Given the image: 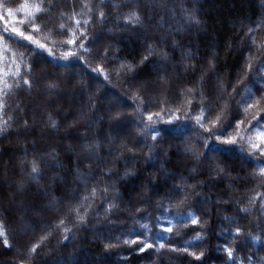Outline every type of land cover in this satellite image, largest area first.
<instances>
[{"label":"snow or ice","instance_id":"1","mask_svg":"<svg viewBox=\"0 0 264 264\" xmlns=\"http://www.w3.org/2000/svg\"><path fill=\"white\" fill-rule=\"evenodd\" d=\"M52 7L55 5H46L43 2L34 5L28 3L20 5V9L28 18L27 24L31 28V33L35 35L26 34V31L15 26L11 27L9 31L7 23H5L3 33H0V142L8 141L10 144L9 151L0 147V160L8 157V162L4 163L3 169L0 171V176H2L0 179V211L9 218L8 222L16 220L17 223L23 224L33 214L42 213L45 208L53 206L59 210L60 205L63 204L66 210L65 215L59 218V224L55 227L59 228L61 225H65L67 221L71 227H63L61 235L64 241H70L74 237H70L69 233L79 231L88 224L85 203L90 207L96 200L101 203L107 202V207L104 209L106 219L112 216L113 209L120 210L121 204L118 202L120 192L117 188V182H126L137 172L132 165L127 163L124 165L122 175L118 171H113L117 168L118 162L121 159L136 160L143 158L146 164L154 167V162L168 155L170 147V145L165 146L168 142L164 141L162 137L160 140L157 139L160 132L155 124L163 121L172 125L174 121L180 120V116L176 115V112H183L185 121L190 119L194 121V124L192 135L182 139L181 143L176 146L177 151L182 154L177 162L176 170L174 172L167 171L163 163L160 169H154L159 172V178H148L147 184H141L140 199L136 203L142 205L153 198L156 199L157 213L153 216L154 227L164 233H172L174 227H188L189 221L191 225L203 229L210 217L201 218L197 216L192 211L193 206L190 205V201L193 197H200L202 198L201 203H209L211 197L204 194L206 185L213 181H223L230 176V169L227 164L223 166L210 164L205 169V162L209 160L208 153L222 151L221 146L236 145L237 143L243 145L247 141L251 149L259 150L260 155L264 156V148L253 142L252 137L248 135L253 129H257L258 139L264 142V117L259 116L258 112L253 113L251 118L248 116L250 109L255 108L259 111L264 108V59L255 69L254 75L250 78V83L245 85L244 92L237 93L240 98L235 100V104H233L231 100L235 98L231 94L236 91L235 87L226 84L216 75V61L219 54L217 52L211 53L200 69H197L196 63L193 62L195 56H192L189 63L184 65V72L187 74L191 69L193 73L199 72V75L194 76L195 82H190V87L182 88L176 94L177 100H182V102L173 111L172 108L166 106L167 94L173 90L169 89L166 93L161 88L158 94L165 96V99L161 101L164 106L160 108L159 112L149 113L146 117L147 123H144L143 119L140 121L128 120V114L122 110L121 100L118 96H114L111 100L107 97L97 98L95 93L88 90L90 84L73 83L71 80L67 82V87L71 91L66 96L60 95L59 85L56 82L49 81L45 84L46 107L44 109L39 108V101L36 99H33L29 105L21 106L17 99L19 94L25 91L29 96H32L34 91L32 71L35 62L25 63L26 56L39 57L45 63L48 61L43 53H47V57L64 61L73 57L85 66H88L93 58L104 61L109 59V51H111L112 45L106 46L104 51L97 54L96 57L92 56V49L101 41L105 28L109 30H131L137 39L144 43V54L139 55L138 60L133 58L131 61H121L115 69L117 79L123 80L127 85L124 90L125 93L136 104L134 111L141 116L146 110L144 105L147 102H152L153 98L149 92L156 90L150 89L148 81L141 78L138 69L146 68L149 62L156 65L157 63L163 64L170 59L167 51L164 50L161 52L159 61H150V57L156 54L160 41H166L167 37L157 39L145 30L149 26V21L152 20L153 12L156 9L166 8L175 19V6L169 8L167 4H158L155 0H121L120 3L110 7L126 9V11H116L114 22L109 24V14L102 10L104 7H109L104 0H98V3H93L92 0H87V2L81 0L79 10L73 4V10L70 13L60 12V16H67L72 22L61 23L57 35L64 38L59 43H54L52 47H47L37 37L46 27L41 23L46 10H51ZM181 12L188 13L190 9L182 7ZM13 16V9L8 8L7 19H12ZM0 20H5L3 14H0ZM18 23L23 24L24 21H18ZM192 24H196L197 31H199L201 21L197 17H188L186 26L190 27ZM90 25L93 29L100 25V34L92 35L89 31ZM157 26L162 27V25ZM260 26H264V22L257 27ZM53 31L49 29V36L52 35ZM255 32L256 28H249L248 33H246L252 45H256ZM6 40L16 44L18 48H22L24 51H12L10 58L6 60L5 57L9 56L10 51V45L6 43ZM152 40H157L156 46L150 42ZM22 41H27V45L23 44ZM28 45L33 47H28ZM64 45L69 47L64 49ZM73 45L75 47H72ZM172 46L176 47L177 42L172 41ZM57 47L61 48L59 57L55 56ZM183 47L187 46H182V57L189 60V56L184 53ZM119 50L117 47L116 51ZM247 51L248 55L243 65L245 77H248V73L253 69V54L251 50ZM256 55L264 57V41L256 48ZM116 59L119 58L116 57ZM63 66L67 67L68 65ZM22 68L25 71L22 72ZM154 70L160 71L159 68ZM92 71H100V74L104 75L101 64L93 67ZM213 75H216L214 83L212 82ZM240 76L241 73H237V83L240 82ZM104 79L109 80V76L104 75ZM158 81L163 85L166 83V77L158 76ZM257 84H259V88H256ZM253 88H256V92L261 93L259 98H256V92L253 91ZM76 90L80 92L79 96L75 94ZM35 95L38 97L41 92L36 90ZM56 98L59 100L67 99L70 106H78L79 114L74 117H65L63 122L56 119L55 116L62 111L61 106L55 102ZM194 100L198 101L201 107L195 108ZM105 101L107 102L105 103ZM210 101H215L214 108L209 103ZM205 104H207V110L204 107ZM13 112L17 115L14 116ZM29 113H31L30 117ZM162 113H167V119ZM154 116L157 118L156 121L153 119ZM253 120H255V124H252ZM17 121L20 123L18 124ZM133 122L137 129L138 138L136 139H133L131 132L128 131V127ZM94 124L99 127L92 133L90 129L93 128ZM182 126L183 124L179 125V127ZM62 127L64 131L60 139L66 140L67 143H63L61 147L52 150L37 149V139L45 140L46 138L40 133H60ZM229 129L232 131L229 132ZM29 144L31 148L28 147ZM30 151L31 160L28 159ZM44 156H47L48 160H44ZM61 156L65 158L66 163L61 160ZM108 157H111L110 161L107 159ZM14 159L17 162L13 169L10 167V162ZM185 160L192 161L187 168L184 164ZM185 170L187 175H185ZM10 171L12 172L11 177L9 176ZM59 172H62L59 177L53 174ZM46 174L48 179L45 181ZM103 179L112 182L104 183L101 186ZM236 179L238 178H233L229 183L234 184ZM250 179L256 182L257 187L264 186V166L260 167L258 173L253 172ZM42 181L44 183H41ZM81 184L88 192L87 195H80L79 185ZM89 184H91L90 188ZM58 189L63 200L56 195ZM110 190L111 195H109ZM29 197H31L30 200ZM77 197H79L80 202L74 204L73 201ZM257 198L262 201L260 207L264 210V195L260 193L248 197V204L254 205ZM45 200L48 201L47 205H42L41 202ZM3 201H7V206L4 205ZM228 202L222 198L216 201L217 204ZM82 209H84L83 215H81ZM135 211L139 213L141 207L135 206ZM196 211H200V209L197 208ZM236 211L244 213L246 216L251 214V208L247 206L237 207ZM260 219L264 221V211H262ZM224 220L229 224L236 225L235 228L226 230L227 238L232 241V244H226L222 248L226 254L224 264H264V255L260 254L264 253V224L257 222L255 229L245 233L235 218L225 216ZM8 222L5 218L0 217V264H33L39 255L37 249L40 248V244H23L19 248L15 247ZM136 222L139 223V220ZM33 225L39 227L35 220H33ZM48 227L52 226L49 225ZM140 227L144 230L143 232L137 233L135 239H125L123 243L125 245L137 244L138 247L134 251L143 253L161 241V237L155 236L147 224H140ZM254 232L256 234H253ZM149 233L151 236L148 235ZM49 235H51L50 232L41 236V241L48 239ZM141 236H144V239H141ZM241 237H243L245 246L253 248L252 251L245 252L243 257L236 254ZM195 239L203 241V232L197 231ZM149 240L152 242H148ZM113 247H116L113 243L105 244L106 251ZM190 247L191 243L182 248L172 247L171 251L187 253L196 261H202L205 252L203 250L199 253L191 252L189 251ZM164 248L165 244L159 242L156 250L159 252ZM11 253H15V255L12 256ZM64 264H70V262L64 261Z\"/></svg>","mask_w":264,"mask_h":264},{"label":"trees","instance_id":"2","mask_svg":"<svg viewBox=\"0 0 264 264\" xmlns=\"http://www.w3.org/2000/svg\"><path fill=\"white\" fill-rule=\"evenodd\" d=\"M41 2L46 5H55V7H52L51 10H46L44 19L41 21L46 27L43 28L40 36L37 38H39L42 43H45L47 47H52L54 43H59V41L64 38L57 35L59 25L61 23L67 24L72 22L67 16L61 17L60 12L64 11L65 13H70L73 10V4H75L77 10H79L81 0H0V14L5 16V20H0V33H3L5 23H7L9 31L11 30V27L15 26L26 31V34H33L31 33V28L27 24L28 18L24 15L23 10L20 9V5L22 3L34 5ZM84 2H87V0H84ZM92 2L98 3V0H92ZM104 2L109 5V7H104L102 9L109 14V24L114 22L116 11H126V9H114L110 7L113 4L120 3L121 0H104ZM155 2L158 4H167L169 8L175 6V19H173L172 13L167 11L166 8L154 10L153 18L150 20L152 26H148L145 31L148 33H155L157 39L167 37V40L160 41L157 47V52L150 57V61H159L161 52L164 50L167 51L170 59L163 64L157 63L156 65H153L149 62L146 68L138 69L141 78L148 81V84L156 81V86L160 89L164 86L167 87L170 84H173L174 87L171 88L173 91H171V95L167 96L166 106L175 111L176 106L182 102V100H177L176 94L182 88L190 87L191 83L195 82L194 76L199 75V72L193 73L191 69L185 74L184 65L189 63L192 56H195V61L193 62L196 63L197 69H200L210 54L217 52L219 55L216 61V75H218L226 84H231L235 87L236 91L231 94L232 97L235 98L232 99L231 102L235 104V100L240 98L237 93L244 92L245 85L250 83V78L254 75L255 69L259 67L261 60L264 59V57L256 55V48L262 41H264V26L257 27L264 22V7L260 5L264 0H155ZM182 7L190 9V12H181ZM8 8L13 9L14 16L12 19H7ZM189 16H195L201 21L199 31H197L196 24H192L190 27L186 26ZM18 21H24V23L20 24ZM120 23H122V21H120ZM157 25H162V27H158ZM100 27V25H97L93 29L90 25L89 31L92 35H99ZM249 28H256V45H252L249 36L246 35ZM49 29L54 30L51 36H49ZM45 37H47V39H45ZM121 37L123 38L122 40ZM172 41L177 42L176 47L172 46ZM150 42L154 46L157 45V40H152ZM6 43L10 45L9 56L5 57L6 60L10 58L12 51H24V49L18 48V46L11 41L6 40ZM22 43L27 45V41H22ZM108 45H112V49L109 51V59L100 61L93 58L88 66H85L73 57L64 61L47 57V53H43V56L46 57L48 61L45 63L39 57L26 56L25 63H28L29 61L35 62L32 71L33 90L39 80L42 81V79L43 82H56L59 85V88H63L61 86V81L57 78H52L48 72L55 71L70 75L72 73L75 74V70H82L88 76L87 81H84L83 83L90 84L88 90L95 93L97 98L107 97V99L110 100L112 96H118L126 107L124 112L128 114V120L140 121L143 119L144 123H147V115L149 113L159 112L160 108L164 106L161 104V101L165 99V96L162 95V99L157 100L154 103L147 102L144 105V109L146 110L143 111L141 116V114L134 111L136 104L133 103L124 91L127 85L123 80L117 79L115 74V69L119 66L121 61H131L133 58L138 60L139 55L144 54V43L143 41L138 40L131 30H109L108 28H105L101 41L92 49V56L96 57L97 54L103 52ZM182 46H187L183 47V51L189 56V60L183 59ZM28 47L33 46L28 45ZM68 47V45L63 46L64 49H67ZM72 47L75 46L73 45ZM117 47L120 49L119 51H116ZM189 48L191 49L190 52ZM247 50H251L253 54V69L248 73V77H245L243 75V65L245 64L248 55ZM60 51L61 48L59 47L55 49L56 57H59ZM116 57L119 59H116ZM97 64L103 66L104 75H108L109 80H105L104 75H101L100 71H92V68L96 67ZM63 65L68 66L65 67ZM155 68H159L160 71H155ZM21 70L22 72L25 71L24 68ZM42 70L46 71L47 77L41 75L40 72ZM237 73H241L239 83H237ZM216 75H213V83L216 80ZM158 76L166 77V83L161 85L158 81ZM91 81L98 82L108 93L106 95H99L94 90L95 84ZM256 88H259V84L256 85ZM256 88H253L254 92H256ZM150 89L152 88L150 87ZM229 91H231V88H229ZM151 92L152 91L149 92L150 96L156 94ZM260 95V92H256V98H259ZM17 99L21 106L29 105L33 101V97L29 96L25 91H22ZM38 101L39 108L44 109L46 107L45 100L41 98L40 100L38 99ZM55 102L62 108L59 115L55 116L56 119L63 122L65 117H74L79 114V107L70 106L67 99L59 100L56 98ZM106 102L107 101H105V103ZM209 103L212 104L213 108L215 107V101H210ZM193 105L197 109L201 107V104L195 100L193 101ZM13 107H15V105H13ZM204 107L207 110V104H205ZM256 112H258L259 116L264 117V108L259 111L254 108L249 110V118H251V115ZM12 114L14 116L17 115L15 112ZM28 115L30 117L31 113ZM162 115L167 119V113H162ZM176 115L180 116V120L174 121L172 125L163 121L155 124V127L159 129L160 132L157 139L160 140L162 137L164 141L168 142L165 146L168 147L170 145L167 156L161 157L159 162L156 161L157 163L154 164V167L146 164L143 158H138L136 160L121 159L117 164V168L113 170L120 172L122 175L124 165L127 163L132 165L137 172L136 175L128 178L126 182H117V188L120 192V199L118 201L121 204L120 210L113 209L112 216L109 219H106L104 209L107 207V202L101 203L99 200H96L90 207L85 203L84 207L87 209L88 224L79 231L69 233L70 237H74L70 239V241H64L61 235V229L63 227H71L67 221L65 222V225H61L59 228L55 227L59 224V218L65 215L66 210L64 207L60 208L57 212L36 213L29 219H26L22 225L31 228L34 227V229H36V234L28 238L15 232L16 227L21 223H17L16 220L8 222L9 218L0 211V217L5 218L6 222H8V228L11 232L15 247L23 244L39 243L40 248L37 249L39 255L35 258L33 264H51L54 261L64 263V261H71L72 259L77 258L78 255L83 259L81 264H224L226 261V254L223 252L222 248L226 244H232V241L227 238L228 233L226 230L228 228L236 227V225L229 224L225 221L224 217L227 216L238 220L239 227L245 233L255 229L257 222L264 224V221L260 219L261 213L264 211L260 207L262 201L257 198L254 205H249L247 200L248 197L256 195V193L264 195V186L257 187L256 182H253L250 179L253 172L258 173L260 167L264 166V156L260 155L259 150L251 149L247 141H245L243 145L237 143L236 145L221 146L222 151L218 152L219 160L213 162H209V160L206 161L205 169H207L210 164L221 166L227 164L230 169V176L232 178L239 177V180L234 184L229 183V181L225 179L223 181H213L211 184L206 185L204 188V194L205 196L211 197L210 202L207 204L201 203L200 201L202 198L200 197H193L190 201V205L193 206L192 211H194L197 216L201 218L210 217L208 223L203 229L199 226L191 225L189 221L188 227H174L172 233H164L154 227L155 221L153 216L157 213L156 199L153 198L142 205H137L136 202L140 199L139 192L141 184H147L148 178H159V172L154 169H160L161 164L163 163L167 171L174 172L176 170V165L181 158V155L177 151V147L174 149L173 145L177 146L181 143L182 139L191 136L194 124V121L190 119L185 121L183 112H176ZM153 119L156 121L157 118L154 116ZM17 123L19 124L20 122L17 121ZM181 124H183V126L179 127ZM252 124H255V120L252 121ZM98 127V125L94 124L93 128L90 129V132L94 133ZM242 127H245V125H242ZM63 131L64 129L62 127L60 133H40L46 138L45 140L37 139V149L52 150L61 147L63 143H67L66 140L62 141L60 139ZM231 131L232 130L229 129V132ZM136 133L137 131L131 132L133 139L138 138ZM248 135L252 137L253 142L261 148H264V142L258 139L257 129H253ZM0 147L5 151L10 150V144L8 141L0 142ZM28 147L31 148V145L29 144ZM241 148H243V150H241ZM249 153H251V155H249ZM210 154L211 152L208 153V156H210ZM101 155H103V153H101ZM31 158L30 151L28 159L31 160ZM43 158L44 160H48L47 156H44ZM107 159L110 161L111 157H108ZM61 160H64L66 163L63 156H61ZM6 162H8V157H4L3 160H0V171H2L3 165ZM16 162V159L12 160L10 162V167L14 169ZM191 163L192 161L189 160L184 161L186 168ZM53 174L59 177L62 175V172ZM185 175H187L186 170ZM9 176H12L11 171L9 172ZM45 178L46 181L48 179L47 174L45 175ZM204 178L206 179V176ZM0 179H2V176H0ZM111 182L112 181L103 179L101 180V186H103L104 183ZM41 183H44V181ZM90 187L91 184H89V188ZM232 189L234 192H232ZM79 190L81 196L88 194L82 184L79 185ZM56 195L63 200L59 189L57 190ZM109 195H111V190ZM221 198L229 202L217 204L216 201ZM30 199L31 197H29V200ZM79 202V197L73 201L74 204ZM3 203L7 206V201H3ZM41 203L42 205H46L48 201L45 200ZM64 203H67V201H64ZM135 206L141 207L139 213L135 211ZM246 206L251 208L250 215L246 216L244 213H238L236 211L237 207ZM197 208L200 209V211H196ZM83 214L84 209L81 210V215ZM97 214H99L98 218ZM33 220L38 222L39 227L33 225ZM137 220H139V223L136 222ZM140 224H147L149 228L152 229V233H155V236L161 237V241L159 242H163L165 248L157 252L156 249L159 243L157 242L153 248L147 249L143 253H139L134 251L138 247L137 244L125 245L123 243L125 239H135L137 233L144 231L140 227ZM49 225L52 227H48ZM99 225V233H107L108 236L105 238L101 237L99 238L100 240H97L93 238V233L90 232V230L88 231V229L99 227ZM43 226H47L48 230L38 232ZM13 229L14 231H12ZM197 231L203 232V241L195 239V233ZM256 231L259 230L256 229ZM49 232L51 235L48 236V239L41 241V236L46 235ZM253 234H256V232ZM148 235L151 236V233ZM140 238L144 239V236H141ZM148 242L152 241L149 240ZM108 243H113L116 247L110 248L106 251L105 244ZM189 243H191L189 251L199 253L203 250L205 252V257L202 261H196L194 257L187 255V253L171 251L172 247L182 248ZM252 250V247L244 245L243 237H241L236 254L243 257L245 252ZM260 254L264 255V253ZM11 255L14 256L15 253H11ZM96 258L102 259L101 262L96 263Z\"/></svg>","mask_w":264,"mask_h":264},{"label":"rangeland","instance_id":"3","mask_svg":"<svg viewBox=\"0 0 264 264\" xmlns=\"http://www.w3.org/2000/svg\"><path fill=\"white\" fill-rule=\"evenodd\" d=\"M260 5L262 6V7H264V2H261L260 3ZM62 17V16H61ZM64 17V16H63ZM61 19V18H60ZM149 23H150V27L152 26V23L149 21ZM147 32V31H146ZM148 33V32H147ZM149 35H152V36H155L156 38H157V36H156V34L155 33H148ZM41 75L42 76H45V77H47L46 76V71H44V70H42L41 72ZM48 74L53 78H57V79H59L60 81H61V86L64 88V90H63V88L61 89V87L60 88H58V91H59V93H60V95H62V96H66L67 95V93L69 92V91H71L70 89H68V87H67V82L69 81V80H71V81H73V83H79V82H84V81H87V75L85 74V72L84 71H82V70H75V74H70V75H68V74H65V73H61V72H48ZM89 79V78H88ZM45 80V79H44ZM41 80H39V82H38V84L35 86V88H34V91H33V96H31V97H33V99H44V100H46V96L44 95V93H45V84L47 83V82H43V79H42V81L40 82ZM92 83H94L95 85H94V87H95V91L99 94V95H101V94H107L108 92L104 89V88H102L101 87V85L98 83V82H96V81H91ZM149 86L152 88V89H154V90H156V91H152L151 93H156L155 95H151V96H156V97H152L153 99H152V102H149V103H154L155 101H157V100H161L162 99V95H159L158 93H159V90H160V88H158L157 86H156V81H153V83H149ZM172 87H174V85L173 84H170L169 86H164L163 87V89L165 90V92L166 93H168V90L169 89H171ZM36 90H39L40 92H41V95L40 96H36L35 95V91ZM77 96H79L80 95V92L78 91V90H76V93H75ZM169 95H171V92L170 93H168L167 94V96H169ZM114 96H112V98H113ZM109 98H111V97H109ZM111 98V99H112ZM110 99V100H111ZM121 108H122V110L124 111V109H126V107H125V105L123 104V102H122V100H121ZM41 109V108H40ZM128 131H130V132H136L137 131V129H136V126H135V123L133 122L129 127H128ZM173 148L175 149L176 148V146L175 145H173ZM179 154L180 155H182L180 152H179ZM161 159V158H160ZM216 160H219V153L218 152H216V153H213V152H211V154H210V156H209V162H213V161H216ZM157 162H159V161H157ZM157 162H154V164L155 163H157ZM235 178H238V179H236V182L239 180V177H235ZM46 179V178H45ZM233 178L231 177V176H229L226 180L227 181H230V180H232ZM84 186V185H83ZM232 192H234V190L232 189ZM232 192H230V193H232ZM47 205V204H46ZM63 207V204H61L60 205V207H59V209L60 208H62ZM58 210H57V207H48V208H45L44 209V213H50V212H57ZM99 228H100V225H99V227H94V228H89L88 229V231L90 230V232H92L93 233V238L94 239H97V240H100L99 238H101V237H106V236H108L107 235V233L106 234H100L99 233ZM35 230L36 229H34V227H27V226H25V225H22V224H20L19 226H17L16 227V229H15V232L16 233H18V234H20V235H22V236H24V237H26V238H28V237H32V236H34L36 233H35ZM42 230L43 231H46V230H48V227L47 226H43L38 232H42ZM97 231V232H96ZM17 248H19L20 246H16ZM101 260L102 259H97L96 258V263H98V262H101ZM68 261V260H67ZM81 261L83 262V259L82 258H80V255H78V257L77 258H74V259H72L71 261L69 260V262H70V264H81ZM51 264H57V261H54V262H52ZM59 264H64V263H62V262H59Z\"/></svg>","mask_w":264,"mask_h":264}]
</instances>
